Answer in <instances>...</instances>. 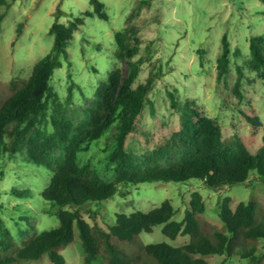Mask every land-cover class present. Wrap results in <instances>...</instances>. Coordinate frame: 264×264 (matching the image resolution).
<instances>
[{
    "label": "trees",
    "instance_id": "16d2710c",
    "mask_svg": "<svg viewBox=\"0 0 264 264\" xmlns=\"http://www.w3.org/2000/svg\"><path fill=\"white\" fill-rule=\"evenodd\" d=\"M90 3L93 9L72 14L68 22L59 21L64 11L58 9L50 27L54 35L52 49L36 63L28 79L21 83L12 79L7 83L11 93L0 103V159L24 140L29 162L52 173L42 195L52 203L53 210L57 207L54 213L59 217L56 227L31 235L20 245L0 213V264L37 260L45 254L54 264H66L61 249L72 244L77 233L87 264H93L99 256L105 264H209L202 255L215 254L226 255V259H248L250 264L260 263L264 255L258 253V241L264 239V218L258 219V202L254 199L233 207L231 196L220 198L218 212L223 226L212 233L206 232L201 222L200 216L207 205L200 191L192 193L183 220L171 219L176 210L170 200H165L150 211L118 212L116 222L105 228L97 219L98 209L87 205L113 196L122 186L146 181L199 178L206 185L218 188L245 183L252 171H257L264 181V133L258 148L252 149L264 122L244 91L248 73L258 74L264 81V36L251 37L248 65H236L237 75L231 88L239 103L249 102L248 109L242 111L251 124L249 135L225 137L218 118L205 115L195 100L188 99L181 107V127L151 151L140 154L126 149L127 138L137 129L157 75L151 73L145 82L135 86L140 65L132 58L139 50L140 41L132 26L116 32L117 56L128 59L127 73L119 67L110 71L107 80L96 87L95 97L79 122L68 116L72 87L68 98L62 101L51 84L55 70L63 66L64 59H69L67 46L75 31L86 23V17L110 18L103 0H90ZM232 54L231 42L224 34L218 58L219 83L231 73ZM48 121L53 130L44 127L31 133ZM110 131L112 136L106 139L104 150L111 177L91 160L81 158L92 142ZM4 173L2 167L0 179ZM13 191L20 196L29 195L28 190ZM160 223H165L163 232L168 237L190 235V241L182 245L141 244L135 254H129L115 242H136L138 234L153 231ZM27 225L37 228L34 220L28 219ZM28 232L29 229L19 228L18 238L23 239Z\"/></svg>",
    "mask_w": 264,
    "mask_h": 264
},
{
    "label": "rangeland",
    "instance_id": "374dc122",
    "mask_svg": "<svg viewBox=\"0 0 264 264\" xmlns=\"http://www.w3.org/2000/svg\"><path fill=\"white\" fill-rule=\"evenodd\" d=\"M109 19L86 17V23L75 31L74 39L67 46L69 59L57 68L51 80L60 99L65 101L72 87V99L68 116L79 122L84 111L94 99V91L101 81L107 80L110 71L122 68L128 71V59L117 56L116 32L132 26L139 39V50L132 58L140 65L135 86L145 82L153 73L157 75L149 93V102L139 116L137 129L127 138L126 149L144 154L169 138L181 127V107L186 100H195L201 111L218 118L225 137L249 135L251 124L242 111L249 102L239 103L231 88L236 78V65L247 66L251 57L250 39L264 36V0H103ZM68 22L71 15L91 10L90 0H6L0 2V103L8 97L7 86L12 79L21 83L33 73L36 63L45 56L54 43L50 27L56 19ZM227 34L231 42L232 64L228 78L218 82V58L222 51V38ZM239 50L237 54L234 52ZM117 56V57H116ZM244 91L252 100L264 122V81L256 73H248ZM152 103V104H151ZM248 104V105H247ZM153 105V106H152ZM53 109L51 110V112ZM47 128L53 130L50 121L40 124L31 133ZM264 125L255 137L252 149L262 142ZM31 135V134H30ZM29 135V136H30ZM112 131L90 144L81 153L83 160H91L107 176L104 150L106 139ZM0 213L4 222L20 245L24 239L51 229L59 224V217L43 195L52 173L43 166L29 162L24 140L17 149H11L0 159ZM13 189L28 190V196L17 195ZM200 191L207 205L200 216L203 228L212 233L223 223L219 216L220 198L231 196L232 206L254 199L258 202L257 217L264 218V181L257 171H252L245 183L208 186L202 179L186 181H146L122 186L113 196L100 202H92L87 208L98 209L99 223L108 228L116 222L118 212L150 211L170 200L175 207L172 220H183L191 195ZM86 212V211H84ZM27 216L22 220V216ZM89 215L86 213V217ZM34 220L37 228L27 225ZM165 223L154 226L153 231L137 235L136 242L117 241L129 254L138 252L141 244L169 242L182 245L190 241V235L176 239L163 232ZM29 229L23 239L18 229ZM259 254L264 255V239L258 241ZM66 264H87L77 233L75 241L61 249ZM209 264H221L226 255H202ZM16 264H54L45 254L37 260H21ZM93 264H105L99 256ZM224 264H250L248 259L233 257ZM257 264H264V259Z\"/></svg>",
    "mask_w": 264,
    "mask_h": 264
}]
</instances>
